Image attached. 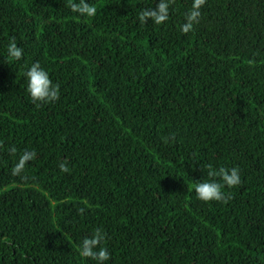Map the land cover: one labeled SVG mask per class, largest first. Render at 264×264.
<instances>
[{
	"label": "trees",
	"instance_id": "16d2710c",
	"mask_svg": "<svg viewBox=\"0 0 264 264\" xmlns=\"http://www.w3.org/2000/svg\"><path fill=\"white\" fill-rule=\"evenodd\" d=\"M70 2L0 0V264H97V228L105 264H264V0H206L187 34L193 0L160 25L138 20L159 0ZM36 62L54 103L30 98ZM208 164L239 168L227 203L195 195Z\"/></svg>",
	"mask_w": 264,
	"mask_h": 264
},
{
	"label": "clouds",
	"instance_id": "9594fccd",
	"mask_svg": "<svg viewBox=\"0 0 264 264\" xmlns=\"http://www.w3.org/2000/svg\"><path fill=\"white\" fill-rule=\"evenodd\" d=\"M174 3V0H159L155 7L145 8L139 12L138 20L141 24H146L151 20L154 24L160 25L169 19V8ZM206 0H193L191 10L186 14V22L181 25V31L185 34L194 30V26L199 23L201 12L200 9L204 6ZM70 9L80 16L93 18L97 15V7L94 4H89L86 0H71ZM8 56L15 61L21 60L23 57V49L17 46L15 37L10 38L7 45ZM27 78V91L31 100L34 103H54L59 100V85L54 84L50 79L49 74L44 70L39 62L32 66L25 73ZM169 140H175V135L165 138L167 143ZM9 152L15 154L16 149L11 148ZM36 157L35 151L24 150L19 156L18 162L12 169V174L20 176L23 173L28 162ZM208 180L197 182L194 185V192L197 198L203 202H224L227 203L230 195H226L223 189L233 188L241 184V176L238 167L231 169L226 167L214 168L212 164L207 166ZM60 171L67 173L69 168L67 162H61L59 165ZM23 179V177H21ZM79 214H83L84 209L78 210ZM106 241V233L97 228L94 230L91 237L84 238L80 246L79 254L88 259H92L97 264H105L110 260V253L104 246Z\"/></svg>",
	"mask_w": 264,
	"mask_h": 264
}]
</instances>
